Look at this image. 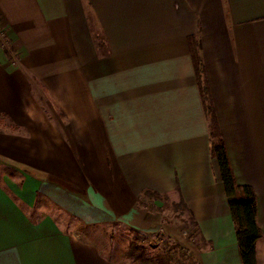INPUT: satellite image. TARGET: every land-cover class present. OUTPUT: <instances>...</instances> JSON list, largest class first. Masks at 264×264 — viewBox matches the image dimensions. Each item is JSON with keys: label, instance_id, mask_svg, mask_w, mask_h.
Segmentation results:
<instances>
[{"label": "crops", "instance_id": "1", "mask_svg": "<svg viewBox=\"0 0 264 264\" xmlns=\"http://www.w3.org/2000/svg\"><path fill=\"white\" fill-rule=\"evenodd\" d=\"M196 35L236 182L257 196L264 264V0H0V159L21 172L0 183V264H126L52 211L154 234L146 191L188 206L208 246L197 264H243Z\"/></svg>", "mask_w": 264, "mask_h": 264}, {"label": "trees", "instance_id": "2", "mask_svg": "<svg viewBox=\"0 0 264 264\" xmlns=\"http://www.w3.org/2000/svg\"><path fill=\"white\" fill-rule=\"evenodd\" d=\"M97 44L100 51L106 52V41L103 35L97 36ZM188 44L194 64V69L204 103L205 112L210 124L211 138V154L217 161L220 181L224 187L228 205L231 211L232 219L235 226L237 241L240 249V254L243 264H258L256 244L262 238V230L258 225V207L257 196L255 191L250 186L239 185L236 182L234 173L231 168L229 155L227 152L225 140L221 127L218 122L216 110L213 104L209 83L206 77V71L201 57V44L199 37L192 36L188 39ZM1 45V41H0ZM11 62L13 58L11 53L7 51ZM157 200L164 203L166 210H174L176 203L172 202L168 196H162L154 191H146L140 201V207L145 201ZM180 204L190 214L192 226L195 232L198 231L197 223L194 220L192 212L184 201ZM137 234V232H135ZM200 251L208 246L204 244L200 238ZM126 256L129 260L137 264H197L188 255H177L176 252H170L168 247H165L163 252L154 257H147L145 249L132 243L127 249Z\"/></svg>", "mask_w": 264, "mask_h": 264}, {"label": "rangeland", "instance_id": "3", "mask_svg": "<svg viewBox=\"0 0 264 264\" xmlns=\"http://www.w3.org/2000/svg\"><path fill=\"white\" fill-rule=\"evenodd\" d=\"M2 124L6 125L4 121H0V127ZM20 173L16 166L0 159V183L6 184L10 178L16 179ZM148 201H146V206L154 212L157 219L156 225H158V231L148 235L138 232L136 234L135 231L118 223L106 226H87L71 215L58 211L52 212L58 216L65 231L71 232L86 243L100 247L105 254H108V257L117 262L137 264L126 256L127 249L132 243L144 248L147 257L157 256L163 252L165 247H168L170 252H176L177 255H188L198 262L200 253L198 248L202 243L198 232L196 233L192 226L190 214L180 203H176L174 210L168 211L163 209L161 202ZM43 207L49 208L46 204Z\"/></svg>", "mask_w": 264, "mask_h": 264}]
</instances>
